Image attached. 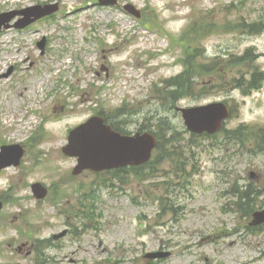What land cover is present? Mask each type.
<instances>
[{
	"label": "rangeland",
	"instance_id": "1",
	"mask_svg": "<svg viewBox=\"0 0 264 264\" xmlns=\"http://www.w3.org/2000/svg\"><path fill=\"white\" fill-rule=\"evenodd\" d=\"M117 1L108 7L97 0H0V14L59 5L53 19L0 31V149L19 144L24 151L18 166L0 171V264H37L32 243L64 230L40 264H264V224L249 226L256 212L264 219V153L248 137L253 129L264 145V81L245 96L228 84L174 101L154 87L181 71V32L204 12L223 21L225 32L201 41L202 62L248 53L237 68L264 72V30L245 28L264 26V0ZM42 38L43 51L36 45ZM224 101L235 112L226 129H239V144L224 132L190 137L175 111ZM100 105L105 113L124 105L128 132L145 126L164 134L161 163L120 177H72L76 161L60 147ZM41 124L45 136L35 140ZM34 183L48 188L44 200L34 198ZM80 183L92 194L74 192ZM243 190L254 195L234 208ZM81 199L94 218L67 220L60 212L70 205L86 210ZM160 250L170 257L143 258Z\"/></svg>",
	"mask_w": 264,
	"mask_h": 264
},
{
	"label": "water",
	"instance_id": "2",
	"mask_svg": "<svg viewBox=\"0 0 264 264\" xmlns=\"http://www.w3.org/2000/svg\"><path fill=\"white\" fill-rule=\"evenodd\" d=\"M30 10L33 9H28L24 12ZM55 10L56 8L45 7L35 16L39 18ZM5 27L8 26L5 25ZM180 111L187 128L195 133L207 132L212 134L216 132L221 127L222 120L228 116L226 106L221 103L186 110L182 109ZM77 132L84 133V137L80 152L69 154L80 157L79 166L75 169L74 174L80 173L85 168L98 171L127 164H141L149 158L151 149L155 146L153 137L148 134L122 137L113 133L109 128L102 126L95 119L74 131L71 137ZM21 155L22 153L19 151L14 161L15 165L18 164ZM8 165L10 164L0 165V168ZM33 189L37 198H43L46 194L39 185L33 186Z\"/></svg>",
	"mask_w": 264,
	"mask_h": 264
},
{
	"label": "trees",
	"instance_id": "3",
	"mask_svg": "<svg viewBox=\"0 0 264 264\" xmlns=\"http://www.w3.org/2000/svg\"><path fill=\"white\" fill-rule=\"evenodd\" d=\"M209 25V23L203 21L195 22L183 32V72L167 81V88H169L167 95L170 99L191 96L197 92L200 94L202 91L208 90V88L222 90L228 86V84L235 89H239L244 95H246V92L258 90L261 87V83L264 81L263 72L258 69L247 70L237 68L242 63L240 60L249 59L248 53L240 58L230 56L225 60L221 58L213 60L209 64H194L198 61V58L202 56V50L197 47L196 43L198 39L209 33ZM234 75L236 77H234ZM203 78H206L207 81L213 80L214 82L210 85L203 83L204 87H201L199 91L198 85ZM260 131H262V135L264 136V129ZM249 132V139H251L256 146L259 145V147L264 149V145H261L262 138L259 135H253L255 133L252 130ZM238 133L239 129L237 131H232V134L226 131L225 135L229 140H236L239 142L240 137ZM170 134L173 136L172 133ZM157 136L159 140L157 152H160L165 137L164 134L161 133H158ZM155 159L156 161L153 164L160 163L157 159H161V154L159 153ZM247 197L248 196L243 198L246 199Z\"/></svg>",
	"mask_w": 264,
	"mask_h": 264
}]
</instances>
